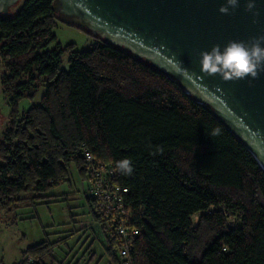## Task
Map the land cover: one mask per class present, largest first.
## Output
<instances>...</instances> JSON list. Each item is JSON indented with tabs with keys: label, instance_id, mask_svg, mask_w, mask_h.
<instances>
[{
	"label": "trees",
	"instance_id": "1",
	"mask_svg": "<svg viewBox=\"0 0 264 264\" xmlns=\"http://www.w3.org/2000/svg\"><path fill=\"white\" fill-rule=\"evenodd\" d=\"M53 1L21 0L13 15L0 14V86L10 107L42 90L21 116L9 113L0 211L68 183L70 165L84 179V144L128 190L133 225L142 229L131 264H264V170L251 153L208 107L131 54L88 34L89 49L49 48L58 21ZM123 158L132 160L130 176L117 170ZM84 199L91 222L101 224L97 234L88 228L87 239L98 240L107 264H121L117 241ZM54 246L28 248L20 264L54 262Z\"/></svg>",
	"mask_w": 264,
	"mask_h": 264
},
{
	"label": "water",
	"instance_id": "2",
	"mask_svg": "<svg viewBox=\"0 0 264 264\" xmlns=\"http://www.w3.org/2000/svg\"><path fill=\"white\" fill-rule=\"evenodd\" d=\"M21 0H0L6 15ZM224 0H54L57 19L102 39L176 81L251 153L264 170V72L223 81L200 70L199 53L264 34V0L253 16L245 0L222 15Z\"/></svg>",
	"mask_w": 264,
	"mask_h": 264
},
{
	"label": "rangeland",
	"instance_id": "3",
	"mask_svg": "<svg viewBox=\"0 0 264 264\" xmlns=\"http://www.w3.org/2000/svg\"><path fill=\"white\" fill-rule=\"evenodd\" d=\"M16 10L17 7L13 8L8 15H13ZM53 34L55 41L49 48L58 43L62 49L71 46L74 51H83L94 45L90 36L59 21ZM67 59L68 53L65 52L62 56L63 67ZM2 72L0 62V77ZM41 93L42 90L33 101L28 98L18 101L13 107L17 115L21 116L33 104H37ZM13 108L0 86V140L8 127V116ZM82 184L75 166L70 165L68 183L50 189L43 194L45 198L35 199L33 204L27 201L9 213L0 211V264H20L23 252L43 242L55 243L51 253L54 262L46 259L44 264H107L98 240L91 243V239H87L88 228L92 226L95 234L99 233V229L90 220ZM198 218V214L192 216V224L195 225Z\"/></svg>",
	"mask_w": 264,
	"mask_h": 264
},
{
	"label": "built area",
	"instance_id": "4",
	"mask_svg": "<svg viewBox=\"0 0 264 264\" xmlns=\"http://www.w3.org/2000/svg\"><path fill=\"white\" fill-rule=\"evenodd\" d=\"M82 146L86 161L85 178L82 179V192L94 202L99 221L107 234L112 235L118 245V260L121 264H131L132 241L142 229L133 225V217L126 203L128 190L114 184L115 171L95 161L91 152ZM98 222H93L99 228ZM92 227V226H91Z\"/></svg>",
	"mask_w": 264,
	"mask_h": 264
},
{
	"label": "clouds",
	"instance_id": "5",
	"mask_svg": "<svg viewBox=\"0 0 264 264\" xmlns=\"http://www.w3.org/2000/svg\"><path fill=\"white\" fill-rule=\"evenodd\" d=\"M240 0H224L218 8L222 15L229 14L230 9L239 7ZM257 0H245L246 12L253 16L256 11ZM200 70L208 75H218L223 81L254 80L264 72V34L257 35L248 43L231 40L221 46L214 44L209 49L199 53ZM213 134H219L217 128ZM117 170L125 176L132 175L134 168L130 158H123L116 162Z\"/></svg>",
	"mask_w": 264,
	"mask_h": 264
}]
</instances>
